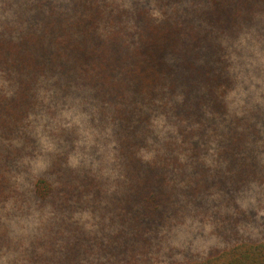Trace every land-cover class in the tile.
<instances>
[{"label": "trees", "instance_id": "trees-1", "mask_svg": "<svg viewBox=\"0 0 264 264\" xmlns=\"http://www.w3.org/2000/svg\"><path fill=\"white\" fill-rule=\"evenodd\" d=\"M28 1L24 15L0 23V264L41 263H35L37 259L44 264L48 259L25 257L19 247L24 239L11 234L10 210L26 209L30 200L43 205L57 198L62 205L83 212L102 208L101 204L90 206L88 198L98 189L88 181L108 177L122 180L123 200L106 206L113 213L104 211L101 216L98 210L100 218L89 213L92 227L102 217L107 223L105 243L91 234L98 258H91L90 264H264V237L247 236L251 226L244 231V225H238V212L225 213L227 218L215 221L209 210L197 224L192 221L193 211L174 215L185 204L196 209L221 197L237 204L241 188L254 191L264 183L249 180L243 187H229L225 194L211 198V189L196 181L191 191L174 189L166 181L179 179L186 165L193 166V149L204 127L198 119L212 107L189 98L192 94L196 98L200 86L178 79L185 74V57L175 50L181 43L191 49L197 42L180 37L177 17L149 3L128 8L121 0ZM202 3L212 12L244 20L259 14L262 5L250 0ZM172 79L175 85L169 84ZM54 98L91 106L95 114L91 124L108 138L109 169L90 175L60 157L51 167L30 175L34 170L30 162L41 151L33 134L35 119ZM150 117L166 131L171 129L163 139L142 129ZM82 131L85 134V127ZM72 135L75 130L63 137H70V142ZM23 198L27 202H21ZM167 212H172L173 224L157 235ZM185 228L202 235L206 230L207 238L214 241L206 254L191 247L190 256H175L174 251H186L188 242L177 239ZM76 230L71 237L81 234ZM165 242H169L166 253ZM14 251L18 254L9 257ZM82 261L77 253L57 260L58 264H85Z\"/></svg>", "mask_w": 264, "mask_h": 264}, {"label": "rangeland", "instance_id": "rangeland-1", "mask_svg": "<svg viewBox=\"0 0 264 264\" xmlns=\"http://www.w3.org/2000/svg\"><path fill=\"white\" fill-rule=\"evenodd\" d=\"M121 1L128 8L147 3L164 7L166 14L177 17L176 23L181 27L180 37L197 42V46L191 49L187 44L181 43L182 47L175 50L185 57V74L178 79L180 82L184 80L196 87L200 86V90H196V98L193 94L189 98L194 101L199 98L213 108L207 105L209 110L201 113L198 119V123L204 127L196 140L198 146L193 149V166L190 168L185 164L187 168L182 170L179 179L166 181L174 189L182 188L185 191H191L193 181H196L197 185L203 184L207 190L211 189V198L225 194L229 187H243L249 180L261 179L264 182V0H250L252 3L262 4L261 12L250 15L246 20L212 12L209 5L202 3L203 0ZM26 3V0H0V23H6V19L7 23H11L13 17L24 15L28 9ZM178 79L176 78L177 82ZM196 80H201L203 85ZM174 83L173 79L169 82ZM179 92L180 89L177 88L176 93ZM208 93L212 97H207ZM91 120L95 121V114L88 103H75L72 99H51L35 119L33 134L38 139L41 151L30 162L31 169L34 168L30 175L51 167L56 158L60 157H67L69 165H79L81 171L90 175L100 174L103 168L109 169L107 135L98 127L94 128ZM84 127L85 134H82ZM142 129H147L150 134L162 139L166 132L171 131L170 128L166 131V127L151 117L147 118ZM74 130L76 136L72 135L75 137L72 141L69 142L70 137L64 139L63 136ZM88 182L98 189L88 198L90 206L101 204L102 208L83 212L62 205V199L57 198L44 202L43 205L30 200L26 209L9 211L12 213L8 221L11 234L20 235L24 239L21 242L23 245L16 246L25 251L28 260L35 261L38 255H43L48 258L44 264H58L57 260L65 259L71 253L82 255V262L85 264H90L91 258H98L96 249L91 246L94 239L91 234L94 233L96 238L105 243L107 223L102 217L97 220L99 225L92 227L91 219H88L89 213L98 216L99 211L101 216L105 214L104 211L113 213L106 206L110 203H122L124 184L121 179L114 177ZM236 196L237 204L221 197L196 209L185 204L174 215L181 213L186 216L193 211L196 215L192 217V221L197 224L209 210L215 221L227 218L229 215H223L225 213L238 212V225H244V231L251 226V231L245 234L263 238L264 183L263 187L254 191L244 186ZM21 202H27V199L23 198ZM171 213L167 212V218L161 222L164 226H159L157 235L159 230L165 233L163 228L173 224ZM79 219L84 220L86 225L84 222L78 223ZM76 229L81 234H78L79 237H71ZM204 233L202 235L197 229L185 228L177 239L188 242L186 251L183 250L182 254L174 251L175 256H190L194 252H190L191 247L206 254V248L213 245L214 241L207 238L206 230ZM198 234L202 236H197ZM168 243L163 244L164 253L169 249ZM17 254L18 251H14L9 257L13 258ZM37 262L43 264L41 259H37L35 263Z\"/></svg>", "mask_w": 264, "mask_h": 264}]
</instances>
